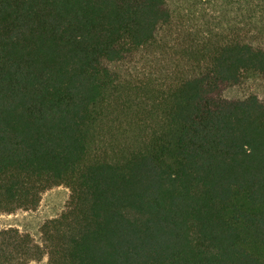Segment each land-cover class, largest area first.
Instances as JSON below:
<instances>
[{
  "label": "trees",
  "instance_id": "1",
  "mask_svg": "<svg viewBox=\"0 0 264 264\" xmlns=\"http://www.w3.org/2000/svg\"><path fill=\"white\" fill-rule=\"evenodd\" d=\"M58 185L0 264H264V0H0V213Z\"/></svg>",
  "mask_w": 264,
  "mask_h": 264
},
{
  "label": "rangeland",
  "instance_id": "2",
  "mask_svg": "<svg viewBox=\"0 0 264 264\" xmlns=\"http://www.w3.org/2000/svg\"><path fill=\"white\" fill-rule=\"evenodd\" d=\"M68 198L69 189L67 187L53 186L42 193L40 203L36 208L0 213V227H16L21 232H28L36 242H40L42 224L58 216L65 208ZM29 264H47V258L33 260Z\"/></svg>",
  "mask_w": 264,
  "mask_h": 264
}]
</instances>
